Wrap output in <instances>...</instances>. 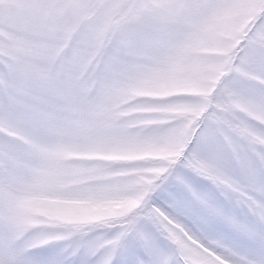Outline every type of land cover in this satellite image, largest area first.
Instances as JSON below:
<instances>
[{
    "label": "snow or ice",
    "instance_id": "snow-or-ice-1",
    "mask_svg": "<svg viewBox=\"0 0 264 264\" xmlns=\"http://www.w3.org/2000/svg\"><path fill=\"white\" fill-rule=\"evenodd\" d=\"M125 53L180 88L178 119L129 134L100 79ZM239 104L264 110V0H0V264H96L113 235L106 264H264V148L248 143L264 123ZM134 146L152 151L111 165L139 185L131 204L66 230L64 206L100 195L107 157Z\"/></svg>",
    "mask_w": 264,
    "mask_h": 264
},
{
    "label": "clouds",
    "instance_id": "clouds-1",
    "mask_svg": "<svg viewBox=\"0 0 264 264\" xmlns=\"http://www.w3.org/2000/svg\"><path fill=\"white\" fill-rule=\"evenodd\" d=\"M145 3H160L162 0H143ZM119 19V17H117ZM248 21L244 19L243 24ZM111 41V35L98 41L84 56L85 69L91 68L95 72L102 60L106 58V51ZM146 64V58L141 54H122L119 64L106 76L110 87L107 90L108 99L114 109V113L127 128L131 136L139 132V125L144 120L154 122H166L176 120L181 113L176 105L180 103L174 97L180 88L163 78H154L142 71ZM91 75V73H90ZM97 78L93 77L88 84L91 91ZM236 110L243 113L248 119L258 123H264V110H253L250 107L239 104ZM21 144L27 145L29 137L23 133L16 134ZM248 143L252 150L264 148L260 143V137L256 133H249ZM152 151L146 147H130L128 150L110 154L108 170L103 173V181L100 195L95 199L78 203H69L64 206V227L66 230H75L84 233L96 229L105 228L109 221L119 215L131 204V200L125 197L129 191H135L139 185L131 178L123 176L119 171L112 169V164L131 163ZM55 200L56 197H51ZM52 238V237H47ZM115 236L93 241L91 252L96 256V264H106V260L112 252V241ZM191 245L202 247L197 241L187 238ZM227 264V262H222Z\"/></svg>",
    "mask_w": 264,
    "mask_h": 264
}]
</instances>
